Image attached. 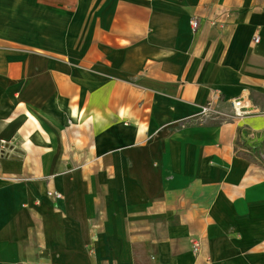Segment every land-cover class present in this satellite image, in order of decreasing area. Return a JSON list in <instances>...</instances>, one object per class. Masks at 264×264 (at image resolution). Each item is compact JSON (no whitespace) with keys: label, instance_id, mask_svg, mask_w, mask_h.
Returning <instances> with one entry per match:
<instances>
[{"label":"crops","instance_id":"crops-1","mask_svg":"<svg viewBox=\"0 0 264 264\" xmlns=\"http://www.w3.org/2000/svg\"><path fill=\"white\" fill-rule=\"evenodd\" d=\"M1 140L0 264H264V0H0Z\"/></svg>","mask_w":264,"mask_h":264},{"label":"built area","instance_id":"built-area-1","mask_svg":"<svg viewBox=\"0 0 264 264\" xmlns=\"http://www.w3.org/2000/svg\"><path fill=\"white\" fill-rule=\"evenodd\" d=\"M191 26L192 28H195L197 26V21L195 19H193L191 21ZM257 38L255 37L254 41H256ZM231 106L233 109V112L238 116L244 113V111L246 110V107L248 106L244 100L242 98H236L233 99L231 101ZM6 141L1 140L0 141V152L1 154H5L6 152ZM262 160L264 161V153L261 155ZM47 196H49L50 198L56 199L58 197L61 196V194L58 191L55 190H49L47 191ZM19 264H32V263H28V262H21Z\"/></svg>","mask_w":264,"mask_h":264},{"label":"rangeland","instance_id":"rangeland-1","mask_svg":"<svg viewBox=\"0 0 264 264\" xmlns=\"http://www.w3.org/2000/svg\"><path fill=\"white\" fill-rule=\"evenodd\" d=\"M259 146H261V145H259ZM256 147H257V146H256ZM256 147H255V148H256ZM262 149H263V150H262ZM257 151H258V154H259V153H262V152H264V148H260V149H258Z\"/></svg>","mask_w":264,"mask_h":264}]
</instances>
